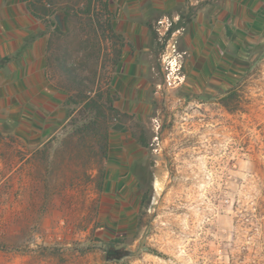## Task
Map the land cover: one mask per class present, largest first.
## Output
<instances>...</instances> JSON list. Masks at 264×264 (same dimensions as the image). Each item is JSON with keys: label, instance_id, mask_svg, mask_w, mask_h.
I'll list each match as a JSON object with an SVG mask.
<instances>
[{"label": "rangeland", "instance_id": "obj_1", "mask_svg": "<svg viewBox=\"0 0 264 264\" xmlns=\"http://www.w3.org/2000/svg\"><path fill=\"white\" fill-rule=\"evenodd\" d=\"M45 2L73 9L63 35L53 34L51 15L41 20L48 79L68 94L110 86L121 114L108 115L103 159L101 137L69 120L53 137L39 135L37 110L22 106L28 94L0 76V264H264V22L214 58H167L157 41L140 53L150 68L132 80L124 54L112 68L113 44L87 0ZM77 68L92 82L77 85ZM141 155L153 191L138 228L129 169ZM116 237L136 254L107 261Z\"/></svg>", "mask_w": 264, "mask_h": 264}, {"label": "crops", "instance_id": "obj_2", "mask_svg": "<svg viewBox=\"0 0 264 264\" xmlns=\"http://www.w3.org/2000/svg\"><path fill=\"white\" fill-rule=\"evenodd\" d=\"M111 7L117 31L132 44L127 45L121 66L132 80L150 68L140 60V53L156 50L157 41L166 43L167 58L173 52L179 58V51L191 57L214 58L217 46L225 52L226 43L232 36L239 37L242 28L264 22V0H111ZM40 25L41 20L29 11L27 0H0L1 54L25 49L19 57L21 67L10 63L17 80L6 82L19 83L28 94L21 98L22 106L37 110L39 135L43 131L53 137L58 125L69 120L65 103L69 94L48 79L49 34L40 35ZM31 33L37 36L28 45Z\"/></svg>", "mask_w": 264, "mask_h": 264}, {"label": "trees", "instance_id": "obj_3", "mask_svg": "<svg viewBox=\"0 0 264 264\" xmlns=\"http://www.w3.org/2000/svg\"><path fill=\"white\" fill-rule=\"evenodd\" d=\"M46 0H27V7L32 15L40 20L45 19L47 16H52L51 26L54 27L53 34L63 35L67 31V19L71 15L72 10L68 6L59 7L56 9H51L45 2ZM89 2L85 12L94 19L96 23L97 31L101 34V38L108 40L113 44L112 51L114 53V58L112 59V68L115 69L122 61L124 51L128 45L124 35L117 31L115 27V13L111 7V0H87ZM93 4V6H92ZM58 12L63 13V18L65 21V29H61L58 25L55 14ZM74 12V11H73ZM47 31L39 32L40 35L47 34ZM33 35V36H32ZM34 33H31V40L27 41V44L30 45L34 40ZM235 37V36H234ZM115 44V45H114ZM24 48L18 49L16 52H13L9 55H2L0 51V76L5 77L6 80L15 81L18 78V75L15 74V71L12 72L10 63L14 62L17 66L19 63V57L24 52ZM107 49L105 48V52ZM60 61V58L58 59ZM21 67V66H18ZM75 69L74 75L78 77L75 81L77 85H82L92 82V77L88 75L79 74ZM89 89V90H88ZM85 91L84 89H79L73 93L71 88L68 89L70 92L65 103L67 105V118H69L70 124L75 126V132L87 135L91 134L93 138H100L103 140L101 155L103 159L108 158V138H109V129L106 126L107 118L110 113L115 115H120L121 110L118 106L114 104L115 100H119L116 91L108 86L107 88L93 87ZM116 129H120L121 126L116 124ZM141 146L146 149L148 144L145 143V138L142 137L139 140ZM142 155L138 161H135L130 166V172L134 174L136 178V187L139 191V214H138V228H142L144 215L148 210L153 187L148 185L145 181V166L143 165ZM100 176V186L103 188L106 178V170L99 169ZM264 205V201H262ZM124 239L122 237H116L107 241L106 247L104 249L105 259L107 261L121 260L128 256H133L136 254V250L129 249L125 245H122Z\"/></svg>", "mask_w": 264, "mask_h": 264}, {"label": "water", "instance_id": "obj_4", "mask_svg": "<svg viewBox=\"0 0 264 264\" xmlns=\"http://www.w3.org/2000/svg\"><path fill=\"white\" fill-rule=\"evenodd\" d=\"M55 19H56L58 25L60 26V28L65 29L66 25H65L64 18H63V13L62 12L56 13Z\"/></svg>", "mask_w": 264, "mask_h": 264}]
</instances>
